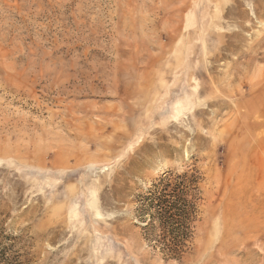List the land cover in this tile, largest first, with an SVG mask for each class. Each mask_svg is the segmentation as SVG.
<instances>
[{"label":"rangeland","instance_id":"obj_1","mask_svg":"<svg viewBox=\"0 0 264 264\" xmlns=\"http://www.w3.org/2000/svg\"><path fill=\"white\" fill-rule=\"evenodd\" d=\"M190 168L167 258L137 195ZM0 264H264V0H0Z\"/></svg>","mask_w":264,"mask_h":264},{"label":"trees","instance_id":"obj_2","mask_svg":"<svg viewBox=\"0 0 264 264\" xmlns=\"http://www.w3.org/2000/svg\"><path fill=\"white\" fill-rule=\"evenodd\" d=\"M199 182L194 168L167 170L137 195L143 238L167 258L178 259L188 249L201 201Z\"/></svg>","mask_w":264,"mask_h":264}]
</instances>
